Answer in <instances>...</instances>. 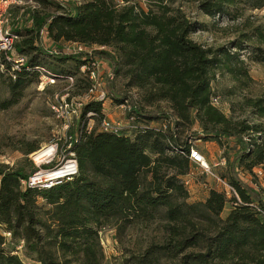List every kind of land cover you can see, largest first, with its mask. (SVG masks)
<instances>
[{
    "label": "trees",
    "instance_id": "16d2710c",
    "mask_svg": "<svg viewBox=\"0 0 264 264\" xmlns=\"http://www.w3.org/2000/svg\"><path fill=\"white\" fill-rule=\"evenodd\" d=\"M31 1L55 10H32L30 27L10 30L17 37L14 56L24 61L16 69L12 60L1 58L0 80L9 94L0 100L1 110L19 103L25 89L39 82L41 68L56 80L73 77V93L83 83L75 93L83 94L90 85V62L102 58L109 61L113 77H125L126 86L141 93L143 103L167 101L172 115L150 116L135 102L126 117L133 118L136 128L123 134L88 130V112L100 121L105 115L102 102L85 103L71 144L77 175L49 188L22 186L37 170L30 161L29 169L0 164V264H103L100 230L156 218L165 222L164 239L130 256L131 264H264V187L254 188L238 176L239 171L264 170V96L243 98L255 121L233 120L212 104L216 71L227 74L236 88L251 80L241 59L251 37L203 46L190 37L203 26L182 9L162 4L144 9L131 0L120 5L115 0H72V6ZM195 1L212 17L244 2L264 7V0ZM42 30L54 49L43 47ZM253 36L264 42L260 26ZM71 42L90 50H68ZM255 52V58L263 55L261 47ZM119 100L125 103L127 97ZM196 124L197 133H191ZM182 129L189 134L181 141ZM223 137L236 141L229 148ZM192 138L216 141L222 148L226 171L218 176L238 198L210 188L203 201L188 202L182 177L192 169ZM38 149L30 145L23 154ZM16 244L27 261L14 252Z\"/></svg>",
    "mask_w": 264,
    "mask_h": 264
},
{
    "label": "rangeland",
    "instance_id": "374dc122",
    "mask_svg": "<svg viewBox=\"0 0 264 264\" xmlns=\"http://www.w3.org/2000/svg\"><path fill=\"white\" fill-rule=\"evenodd\" d=\"M56 1L62 6H72V0ZM115 1L119 5L123 3V0ZM131 1L139 3L138 5L144 9H147V6L150 5L158 8L157 4L182 9L191 20L197 21L203 26L201 30L190 35L194 41L203 46L219 47L229 45L232 41L244 37L243 34H246L247 37H251V39L247 41L250 48L241 56V59L245 62V68L251 80L244 87L236 88L235 82H233L227 74L222 75L216 71L212 87L215 93L214 96L217 97V104H215V106L226 115H231L233 120L248 118L250 121H255V118L249 114L248 109L242 105V101L245 97L254 99L264 96V42H259L258 40L260 39L253 36L254 29L257 26H260L264 33V7L252 8V2H244L235 7H230L228 14L215 15L212 17L202 13L198 9V3L195 0ZM1 7L2 11H0L2 16H0V20L2 22L0 26L3 29L8 28V30L30 27V15H32V10L39 9L43 12L55 10V7L51 5L42 7L35 2H26V0H22L21 2L10 0L2 3ZM41 41L45 49L50 50L51 48H55L45 32L41 33ZM61 45L64 47L66 43H61ZM66 46H69V44L67 43ZM256 47H261L263 49V55L257 54L259 58H255L256 56L252 54L256 53ZM249 54L253 56L249 58ZM100 61L101 64L98 69V74L99 77L102 78L101 88L108 94V98L104 103V109L106 113L110 114L114 112L116 115L113 118H106L108 121H125L128 107H131L135 102L143 106L144 113L150 116L172 115V110L167 101L157 100L150 104L143 103L141 93L135 88L126 86L125 77L123 78L122 76L115 75V77L108 79L107 74L111 72V65L109 61L104 59ZM66 64L70 66L71 63L67 62ZM76 75V78L80 79V75ZM83 86V83H79L78 89L73 93V88L67 91L68 83L63 79L55 80L54 83L45 84V78H40L39 82L31 84L25 89L19 103L7 109H0V164L3 163L10 167L22 165L29 169V163L31 162V165L37 167L33 159V153L25 155L23 154V150L30 145H34L39 146V149L36 150L37 152L44 147L54 145L56 141L59 142V149H57L58 155L52 162L43 164L41 167H43L42 169H47L59 164L67 143H63V119L61 116L56 115L51 106L57 105L60 101V97L64 95V93H69V97L77 96L75 93H79V90L81 92ZM230 91L232 94H229ZM8 96L5 80L2 79L0 80V100ZM124 97H127L128 102L123 108L119 104V99ZM72 119L70 133L74 136L80 125V119L78 120L74 116ZM100 122V120L90 117H87L85 121L86 125H92L94 129H99ZM159 122L158 120V123ZM154 123L157 122H153L152 124ZM196 127L198 129L197 124L193 128L194 130H191V133L195 132ZM187 134H189V131H183L182 129L179 133L180 140H184ZM223 139L225 143L227 141L230 143L229 148L232 147L234 141H236L233 138L226 140V138L223 137ZM191 142L193 143L194 149L204 156L211 172L216 175L224 172L226 164L222 159V148L216 141L192 138ZM228 154L230 158L233 156V152L230 150ZM220 160H222L223 163H220ZM191 168L187 177L182 178L188 191V202L203 201L210 187H215L220 190L223 189L222 184L216 180L215 176L205 172L199 165L192 163ZM258 169L259 167L253 169V174L239 171V179L246 184L253 185L252 187L254 188L258 185L264 187V170L260 168L261 173L255 176L254 171H258ZM226 211L227 209L222 214V217L225 215ZM164 224L165 222L163 223L160 218H156L148 223H137L124 228H118L116 226L104 227L99 232L104 253L103 264H131L129 261L130 256L143 251L151 243L162 242L165 237L163 229ZM5 235L8 236L6 233ZM11 246L14 245L10 244L9 247ZM15 246L17 250L14 252L19 254L22 259H25L22 256L19 244Z\"/></svg>",
    "mask_w": 264,
    "mask_h": 264
},
{
    "label": "built area",
    "instance_id": "2783aa9c",
    "mask_svg": "<svg viewBox=\"0 0 264 264\" xmlns=\"http://www.w3.org/2000/svg\"><path fill=\"white\" fill-rule=\"evenodd\" d=\"M8 1L10 0H0V10L1 11H2L1 4L8 2ZM13 1L21 2L22 0H13ZM26 2L33 3V1L31 0H26ZM1 11H0V16H2ZM1 22L2 21L0 20V23ZM43 32L45 31L42 30L41 33ZM16 38L17 37L15 35L10 33V30H8V28L3 29L0 26V62H1L2 56H4L5 60L6 59L7 61L12 60L13 68L18 69L19 66L23 64L24 58L14 56L13 42ZM68 44L69 46H66V48L73 52L90 50V47L84 44L81 45V43H78V42H71ZM100 60L102 59L99 58V59L92 60L90 62V68H89V73H88L90 85L88 86L86 91H84L83 94L69 97V93H64V95L60 97V101L58 102V104L51 106L52 110L56 113V115L61 116L63 119V125H62V129L64 130V135H63L64 142L63 143H67L65 145V149L63 150L64 154L62 155L59 164H57L56 166L52 168H47V169H42L43 167H41V165L43 166V164H49L50 162H52V160H54L56 156L58 155L57 149H59L58 148L59 142L56 141L54 145L50 146L52 150L49 155L45 156L43 160L39 163H36L34 161L38 168L36 167L37 170L32 175H30L27 180H23L21 182L23 187L30 186L32 188L33 186H41L43 188H49L50 186L54 184L60 183L64 179H70L74 175H77L78 165L74 157V153L71 150V144L75 141V135L73 136V134L70 133V127L72 126L73 116L76 117L78 120L81 118L82 109L85 103L90 102V101H100L103 104L108 98L107 97L108 94L106 93V91H104V89L101 88L102 78H100L98 74V69L101 64ZM40 72H41L40 78L41 79L45 78V84L55 82L56 79L48 71L41 68ZM107 76H108L107 77L108 79L113 78L112 69H111V72H108ZM63 80L66 83H68L67 91H70L73 88L74 78L71 76H68L64 78ZM125 104H127V101H125V103L120 104V106L124 108ZM212 104L213 105L217 104V97H212ZM127 110H130V107H128ZM91 115H92L91 112H88L86 114L87 117H90ZM132 128H136L135 124H133L132 117L130 118L126 117L125 121H117V122H111V121H108L106 118H104L102 119L99 125V130L101 131H108V132H115V133H122V134L123 132L128 131ZM87 129L88 130L92 129V125H88ZM48 147L49 146L44 147V148H48ZM190 159L192 163H195V165L196 164L199 165L205 172H208L211 175H214L216 180H218L219 183L222 184L223 186V189L221 191H223L228 197L231 195H234L238 198L235 190L226 181L221 179L215 173L211 172L210 167L208 163L206 162L204 156L199 151L195 150L194 147L190 149ZM54 172H60L59 176H56L52 179H47V178L44 179V177H42L46 174L54 173ZM254 173L255 175L260 174L261 173L260 168L258 169V171H254Z\"/></svg>",
    "mask_w": 264,
    "mask_h": 264
},
{
    "label": "bare ground",
    "instance_id": "6f19581e",
    "mask_svg": "<svg viewBox=\"0 0 264 264\" xmlns=\"http://www.w3.org/2000/svg\"><path fill=\"white\" fill-rule=\"evenodd\" d=\"M51 150L52 149L50 147H48V148H43V149H41V150H39L37 152L35 151L33 153V159H34V161L36 163L41 162L45 156H47V155L50 154ZM59 173L60 172L49 173V174H46V175H44L42 177H44V179H46V178L47 179H52V178H54L56 176H59Z\"/></svg>",
    "mask_w": 264,
    "mask_h": 264
},
{
    "label": "crops",
    "instance_id": "0c3cea01",
    "mask_svg": "<svg viewBox=\"0 0 264 264\" xmlns=\"http://www.w3.org/2000/svg\"><path fill=\"white\" fill-rule=\"evenodd\" d=\"M105 103V102H104ZM102 104V106H103V112H104V115H105V117L104 118H113L114 116H116L115 114H114V112H111L110 114H108V113H106V111H105V109H104V106H105V104ZM123 118V117H122ZM122 120V119H121ZM223 159V158H222ZM223 161H224V159H223ZM223 161L222 160H220V163H223ZM191 170V169H190ZM185 177H187V174L186 175H184L182 178H185ZM210 188H215V187H210ZM217 189V188H216ZM218 190H220V189H218ZM207 195H208V191H207V193H206V195H205V198L207 197Z\"/></svg>",
    "mask_w": 264,
    "mask_h": 264
}]
</instances>
